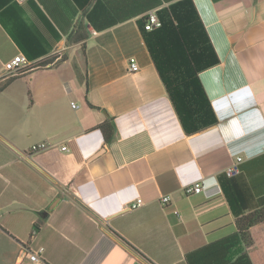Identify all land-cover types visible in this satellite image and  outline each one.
<instances>
[{
	"label": "crops",
	"instance_id": "crops-1",
	"mask_svg": "<svg viewBox=\"0 0 264 264\" xmlns=\"http://www.w3.org/2000/svg\"><path fill=\"white\" fill-rule=\"evenodd\" d=\"M13 3L27 22L39 8L60 34L33 60L56 50L63 59L7 77L4 64L23 52L0 24V86L10 80L0 91V264H187L186 254L234 233L218 178L236 158L250 206L264 198V0L193 1L219 59L199 74L217 123L193 135L149 56L141 15L96 31L72 0ZM77 22L87 38L68 42ZM109 119L106 144L98 126ZM41 143L49 147L31 151ZM200 181L204 192L184 193ZM250 235L248 257L264 264V222Z\"/></svg>",
	"mask_w": 264,
	"mask_h": 264
},
{
	"label": "trees",
	"instance_id": "trees-1",
	"mask_svg": "<svg viewBox=\"0 0 264 264\" xmlns=\"http://www.w3.org/2000/svg\"><path fill=\"white\" fill-rule=\"evenodd\" d=\"M13 1L0 0L1 26L28 60L48 54L60 40V34L39 8H35L36 19L27 22L23 18L25 7L17 6ZM72 1L78 9L85 11V21L96 31L141 15L137 20L138 29L183 131L193 135L216 125L199 74L219 64V59L193 0ZM153 9H156L161 26L146 31V14ZM86 38L84 24L77 22L67 40L79 42ZM9 81L0 86V91ZM98 129L106 144L115 138L112 119L99 125ZM235 176L222 174L218 180L235 217L236 231L186 254L187 264H252L246 249L253 244L250 228L264 222V198L251 207L248 194Z\"/></svg>",
	"mask_w": 264,
	"mask_h": 264
},
{
	"label": "built area",
	"instance_id": "built-area-1",
	"mask_svg": "<svg viewBox=\"0 0 264 264\" xmlns=\"http://www.w3.org/2000/svg\"><path fill=\"white\" fill-rule=\"evenodd\" d=\"M26 1L27 0H17L18 3H24ZM160 26H161V22H160L157 14H156V10L149 11L146 14V21H145L144 29L146 31H151V30L159 28ZM62 59H63V55H62V52L60 50L54 51L50 56H48L46 59H44V63H41V62L36 61V60L30 61L23 54H18L4 64V70L6 71L7 77H9V78L10 77H16V76L22 75L23 73L30 71V70H35V69H39V68L54 67L60 61H62ZM129 66H130V71H132V72H136L138 70V66H137L134 59L129 60ZM71 107L75 108L74 103H71ZM48 147H49L48 145L41 143V144H37V145L32 146L31 151L32 152H38L41 150H45ZM61 150L66 151V148L62 147ZM262 150H264V147L262 148ZM240 162H242V159L239 157L236 158V160H234L232 162V164L230 165V167L227 169L226 174L228 176H233V175L237 174L239 172L238 171V165ZM205 190H206L205 186L200 181V182H194V183L186 186L184 188V193L186 195L198 194V193L204 192ZM169 200H170V198L167 196L160 198V202L162 205H165L166 203H168ZM141 205H142V201L140 199H137L135 202H133L130 205V209L131 210L136 209V208L140 207ZM41 251H42V249L39 250V252H41ZM38 260H39L38 253L30 255V261L35 262Z\"/></svg>",
	"mask_w": 264,
	"mask_h": 264
},
{
	"label": "water",
	"instance_id": "water-1",
	"mask_svg": "<svg viewBox=\"0 0 264 264\" xmlns=\"http://www.w3.org/2000/svg\"><path fill=\"white\" fill-rule=\"evenodd\" d=\"M104 152V150H100L99 152H97L96 154H94L91 158H89V161H92L94 159H96L97 157H99L102 153ZM59 202V199H56L48 208L49 211H52L55 206L57 205V203Z\"/></svg>",
	"mask_w": 264,
	"mask_h": 264
}]
</instances>
